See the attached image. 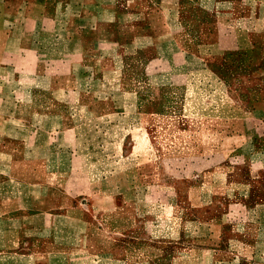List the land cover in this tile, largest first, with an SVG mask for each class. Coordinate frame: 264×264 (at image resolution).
Instances as JSON below:
<instances>
[{
	"label": "crops",
	"instance_id": "crops-1",
	"mask_svg": "<svg viewBox=\"0 0 264 264\" xmlns=\"http://www.w3.org/2000/svg\"><path fill=\"white\" fill-rule=\"evenodd\" d=\"M52 1L0 0V264H264V238L144 256L138 200L107 192L200 117L211 145L176 154L264 173V0Z\"/></svg>",
	"mask_w": 264,
	"mask_h": 264
},
{
	"label": "rangeland",
	"instance_id": "rangeland-1",
	"mask_svg": "<svg viewBox=\"0 0 264 264\" xmlns=\"http://www.w3.org/2000/svg\"><path fill=\"white\" fill-rule=\"evenodd\" d=\"M173 96L174 109L166 110L160 105V113L180 114L181 94ZM36 100L44 104L48 97L40 95ZM198 120L201 123L186 126L176 120L175 126L170 127L160 122L154 129L152 146L148 147L153 157H143L142 163L137 161L142 172L126 174L128 186L136 180L142 186L106 190L112 196L126 199L128 209L134 208L132 200H138L137 208L144 215L141 242L144 256H149L152 250L161 257L176 247L215 243L232 247L236 254L248 253L254 243L264 238V173L249 167L242 158L176 154L186 147H190L188 152H195L196 148L202 153V147L211 145L207 134L202 135V117ZM256 142L259 148H264V141ZM131 143L126 142L127 149ZM133 163V159L127 160L126 167ZM151 223L158 238L153 231V237L150 236ZM210 229L221 231V236L209 237Z\"/></svg>",
	"mask_w": 264,
	"mask_h": 264
}]
</instances>
